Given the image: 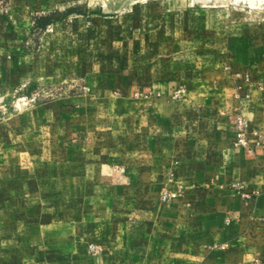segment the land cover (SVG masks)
<instances>
[{"label": "rangeland", "instance_id": "rangeland-1", "mask_svg": "<svg viewBox=\"0 0 264 264\" xmlns=\"http://www.w3.org/2000/svg\"><path fill=\"white\" fill-rule=\"evenodd\" d=\"M263 43L264 0H0V264H97L140 146L224 132L190 99Z\"/></svg>", "mask_w": 264, "mask_h": 264}, {"label": "crops", "instance_id": "crops-1", "mask_svg": "<svg viewBox=\"0 0 264 264\" xmlns=\"http://www.w3.org/2000/svg\"><path fill=\"white\" fill-rule=\"evenodd\" d=\"M238 62L224 71L220 86H207L206 99H190L193 105L213 104L211 126L224 132L214 138L206 131L203 143L204 134L186 129L167 146L159 128L140 146L157 147L156 156L127 166L122 179L134 190L126 195L125 225L111 231L97 264H264V145H233L238 115L248 120L252 143L259 136L264 142V43L248 62ZM165 147H180L167 164ZM232 183L243 185L248 197Z\"/></svg>", "mask_w": 264, "mask_h": 264}, {"label": "built area", "instance_id": "built-area-1", "mask_svg": "<svg viewBox=\"0 0 264 264\" xmlns=\"http://www.w3.org/2000/svg\"><path fill=\"white\" fill-rule=\"evenodd\" d=\"M253 132L249 131V122L248 120L242 116L238 115L236 120V130H235V138L233 140V145L239 149H248L253 150V147L261 146L263 147V137L259 136L258 141L254 145L251 141V136ZM231 188L241 193L243 197H248V194L245 191L243 185H239L238 183H232ZM169 195L165 194L164 199H168Z\"/></svg>", "mask_w": 264, "mask_h": 264}, {"label": "trees", "instance_id": "trees-1", "mask_svg": "<svg viewBox=\"0 0 264 264\" xmlns=\"http://www.w3.org/2000/svg\"><path fill=\"white\" fill-rule=\"evenodd\" d=\"M71 12H73V10H69L67 13H71ZM56 16L57 14L53 13L50 15H43V16L35 17L34 25L36 28L45 29L47 28L48 25L54 23L57 20L56 18H54Z\"/></svg>", "mask_w": 264, "mask_h": 264}, {"label": "bare ground", "instance_id": "bare-ground-1", "mask_svg": "<svg viewBox=\"0 0 264 264\" xmlns=\"http://www.w3.org/2000/svg\"><path fill=\"white\" fill-rule=\"evenodd\" d=\"M252 1V0H251Z\"/></svg>", "mask_w": 264, "mask_h": 264}]
</instances>
